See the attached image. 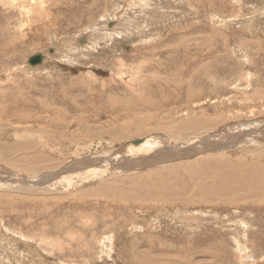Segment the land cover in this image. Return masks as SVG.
<instances>
[{
  "label": "rangeland",
  "instance_id": "1",
  "mask_svg": "<svg viewBox=\"0 0 264 264\" xmlns=\"http://www.w3.org/2000/svg\"><path fill=\"white\" fill-rule=\"evenodd\" d=\"M47 1L0 4V179L43 178L140 140L187 144L206 131L191 135L190 119L221 120L212 131L249 122L260 141L264 0ZM240 130L229 138L251 139ZM246 141L196 157L246 161L259 150ZM162 163L57 193L0 184V264H264V202L88 197Z\"/></svg>",
  "mask_w": 264,
  "mask_h": 264
},
{
  "label": "bare ground",
  "instance_id": "2",
  "mask_svg": "<svg viewBox=\"0 0 264 264\" xmlns=\"http://www.w3.org/2000/svg\"><path fill=\"white\" fill-rule=\"evenodd\" d=\"M33 1L37 3L38 0H33ZM10 2H14V0H0V4L2 6L11 5L12 3ZM45 4L47 7L49 4L47 0ZM235 118L236 117H232V119ZM183 123H184L183 124L184 127H186L185 130H191L190 133L191 135H196L195 133L202 129H206V131L201 134H198L196 139L190 140L187 144H180L179 146L176 145L175 146L172 145L170 147L165 146L166 148H161L162 146L158 147L157 144L163 143L162 142L163 140L161 141L160 138L154 139V142L152 141L145 142L140 147H134L131 145L132 148L131 147L130 149L128 148L129 151H125V150H120L118 152L115 151V153L110 155V159L108 158L105 159V157H107L105 155H104L105 156L104 159H100V158L98 159L92 157L89 159V162L87 163L78 162V164L76 163L77 165L74 166L69 165L66 166L65 168H62L61 170H57V171L54 170L55 172L48 173V175L43 176V178L41 177L38 178L36 176L37 179L34 178L32 180H29L27 185L40 186V187L44 186L47 189H49V192L57 193L59 191L61 192L62 189L65 190V187H71V186L73 187L74 185L80 186L83 184L86 185L87 183L94 182L93 180L96 181L99 179H103L107 176L111 177L112 175H116L119 173H126L128 172L127 170L130 171V169L133 168L135 165H138L137 168H139L141 171L144 168L145 169L152 168V166L163 164L162 162H164L165 164L166 161L168 167L167 166L166 168L164 167L165 169H163L162 167L157 168L158 170L153 168L157 170V171L153 170L155 171L154 173L151 172L152 170L150 172L147 171V173H143L142 171L139 174L137 173L136 175L134 174L132 177L112 179L107 183L99 182V185H101V187H98V189L96 188L93 192L89 194V196L85 194H79L77 197L82 198L84 196H88V197H98L103 199L105 198V200H109L110 202H114V203L116 202L131 203L137 198H142L143 201L145 200L147 202H151L155 204L156 203L160 204V202L161 203L169 202L173 204H185V205H189V204L192 205L193 203L215 204L218 203L219 200L231 201L232 203H234L238 201H243L245 199H250L252 202L255 199L264 202V134L263 133H262L263 136L260 138V141H255L254 138L257 139L259 137L253 136L254 133L250 134L251 131L253 132L255 130L249 131L248 129H250V127L252 126L249 124V122H243V121L237 122L228 127L226 126L225 129L220 128L213 131L211 130V128L215 127L218 123L220 125L221 120H218V122L215 121L205 122L203 119L202 120L190 119L188 121L187 120L184 121ZM237 129L239 130L241 129L240 133H242L241 134L242 136L250 135L251 139L246 137H243V139L245 138L244 140L243 139L237 140L236 138H231V137L229 138V135L231 134L236 135ZM180 130L181 128L178 126L175 130L171 129L172 131L171 133L176 135L178 134V137H180L182 135L181 134L182 130L181 132ZM41 131L43 132V130ZM111 133L115 135L114 132H109L108 134L110 135ZM188 133L186 134L188 135ZM126 135H130V134H126ZM118 137L119 139L120 138L122 139V135H118ZM174 137L175 136L173 135L172 138L174 139ZM187 138L191 139V137H187ZM197 140L199 141V144L195 142ZM246 140H250L251 142H253L252 147H259L258 148L259 150L257 151L258 153L252 155L251 159L250 156L245 157L247 158L246 161L243 160L238 161L233 159L228 160L221 158L219 156L208 157V159L204 157H196L201 153H205V154L206 153L214 154L219 152L223 153V151L226 152L225 150L227 148H230V146H235L238 147V149L240 148L243 149L247 145L242 146L243 145L242 142H244L245 144L249 142ZM153 143L155 145H153ZM238 144H242V145H238ZM193 145H195V147H192L193 150H191V154L185 155L187 157L180 160L177 159L172 160L169 158L171 157L169 153L178 150L182 151L185 150V148L191 147ZM160 151H166L167 155L159 154ZM130 152H134V153L132 155H127V153L130 154ZM187 159H192V160L194 159V160L189 162H182ZM124 161H129V162L128 164H122ZM8 162L11 161L8 160L6 163ZM75 167L81 168L82 172L85 173L79 175V177L77 178L74 177V179H70L69 176L71 175L73 176L76 174V172L74 171L70 173ZM93 173L96 174L94 175ZM72 176L71 178H73ZM0 180L4 181L0 183L1 185L16 186V183L24 185V183L26 182L23 180H27V179H23L20 182H17L19 180L12 178H4Z\"/></svg>",
  "mask_w": 264,
  "mask_h": 264
},
{
  "label": "water",
  "instance_id": "3",
  "mask_svg": "<svg viewBox=\"0 0 264 264\" xmlns=\"http://www.w3.org/2000/svg\"><path fill=\"white\" fill-rule=\"evenodd\" d=\"M43 60H44V58L42 55H37V56H34L33 58H31L29 63H30V65H34V66L38 65V64L40 65L43 63ZM144 141L145 140L136 141V142H133L132 145L138 146V145L143 144ZM191 150H193L192 147H187V148H185V150H182V151L181 150L173 151V152L169 153L171 156L169 158L172 160L173 159H177V160L183 159V158L187 157L185 155L191 154ZM159 154L167 155V152L166 151H160ZM25 182H26V184H28L29 181H25Z\"/></svg>",
  "mask_w": 264,
  "mask_h": 264
}]
</instances>
